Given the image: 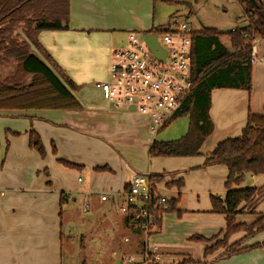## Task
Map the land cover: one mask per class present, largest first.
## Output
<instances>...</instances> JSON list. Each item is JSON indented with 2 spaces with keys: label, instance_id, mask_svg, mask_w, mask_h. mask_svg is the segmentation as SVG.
Returning a JSON list of instances; mask_svg holds the SVG:
<instances>
[{
  "label": "crops",
  "instance_id": "crops-1",
  "mask_svg": "<svg viewBox=\"0 0 264 264\" xmlns=\"http://www.w3.org/2000/svg\"><path fill=\"white\" fill-rule=\"evenodd\" d=\"M155 5L153 0H70L69 30L38 35L39 43L53 60L49 66L78 86L73 93L78 98L81 95L83 100H78L82 111H0V117L7 120L0 126L4 129L0 155V264H120L124 255L139 258L145 247H152L155 237L170 234L171 228L164 221L167 216L172 217L169 220L178 234L158 244L161 249L194 244L190 240L196 235L210 239L223 230H219V220L223 223L225 216L213 213L211 196L224 199L229 172L224 166L202 169L204 155L221 141L239 137L249 112L263 113L264 71L257 72L259 77L252 71L250 93L234 89L212 92L210 117L214 132L202 146V156L160 158L161 166L154 170L155 158L149 157L151 168L139 167L132 156H149L151 144L157 141L148 131V121L135 111L109 105L97 83L109 74L113 50L126 46L130 33L151 34ZM222 37L220 42L231 49L230 37L228 45ZM30 131L41 137L45 158L30 148ZM61 161L84 169L68 168ZM154 174L166 175L162 184L153 187L167 201L163 194L169 191L170 200H178L176 209L182 213L180 218L177 213L163 214L161 231L147 237L134 224H128L118 208L126 201L124 193L136 176ZM180 180L184 181L181 189L167 186ZM263 186L264 175L248 174L240 186L232 189ZM78 201L84 204L77 207ZM255 213L256 220L257 214H264V201ZM67 222H80L85 230L80 245L64 242ZM139 235L144 236L143 243L138 242ZM263 243L264 237L259 234L243 247ZM211 245L200 243L201 260L183 255L200 264L228 260L219 258L223 250L204 258L205 249ZM158 252L162 258L182 255L176 250Z\"/></svg>",
  "mask_w": 264,
  "mask_h": 264
},
{
  "label": "trees",
  "instance_id": "trees-1",
  "mask_svg": "<svg viewBox=\"0 0 264 264\" xmlns=\"http://www.w3.org/2000/svg\"><path fill=\"white\" fill-rule=\"evenodd\" d=\"M248 18V25L228 33L231 49L226 48L220 38L225 35L214 28H202L191 35V78L194 85L192 94L186 99L172 122L180 117L189 118V128L185 136L175 141H154L149 150L150 158H188L202 156L201 148L214 132L210 117L211 95L216 89L243 90L252 89L251 52L254 39L264 38V0H236ZM154 3H173L172 0H153ZM70 0H0V111L29 112L39 110L82 111L80 102L73 92L78 89L66 76H58L49 66L51 56L38 41L43 31H68ZM166 27H157L151 34H162ZM24 34V37L21 34ZM244 34L248 38H244ZM23 37V38H22ZM37 50L43 57L34 54ZM15 64V70L7 75L2 71ZM239 137L228 138L217 144L215 149L204 155L202 169L224 166L228 169L225 184L227 193L224 199L211 196L213 213L225 216L226 229L210 239L200 236L191 238L195 242L213 243L205 249L204 258L223 250L219 258L229 259L264 246L256 244L243 247V244L264 232V214L248 225L237 222V217L248 208L250 214H256L258 204L264 201V186L233 190L240 186L246 175L255 177L264 175V111L261 114L249 112L247 124ZM15 137L18 134H14ZM29 146L41 158L46 150L41 137L29 132ZM53 154L56 148L53 146ZM66 167L82 171L84 167L61 161ZM96 170H104L97 168ZM165 174L149 176L152 184H162ZM167 186L181 189L184 181H176ZM148 211L154 216L155 230L148 235L161 231L163 214L177 213L178 200L165 203L167 211L159 205L161 197L156 188L151 190ZM247 213V214H248ZM128 224H135L127 219ZM243 233L236 242L230 239ZM222 236V239H220ZM190 260L183 264H200Z\"/></svg>",
  "mask_w": 264,
  "mask_h": 264
},
{
  "label": "built area",
  "instance_id": "built-area-1",
  "mask_svg": "<svg viewBox=\"0 0 264 264\" xmlns=\"http://www.w3.org/2000/svg\"><path fill=\"white\" fill-rule=\"evenodd\" d=\"M166 31L157 35L166 51L165 62L154 57L142 39L130 33L126 46L112 52L108 80L98 82L97 88L103 97L114 107L133 110L148 121V131L152 136L167 128L192 94L194 85L191 78V35L193 30L188 23L174 18ZM237 31V30H233ZM244 38H248L244 34ZM260 38L254 39L251 64H263L259 58ZM153 184L145 175L136 176L125 191V205L118 208L135 227L148 232L155 230L154 216L148 211ZM167 200L161 198L159 205L165 206ZM161 255L154 247L144 248L138 259L124 255L120 264H161Z\"/></svg>",
  "mask_w": 264,
  "mask_h": 264
},
{
  "label": "rangeland",
  "instance_id": "rangeland-1",
  "mask_svg": "<svg viewBox=\"0 0 264 264\" xmlns=\"http://www.w3.org/2000/svg\"><path fill=\"white\" fill-rule=\"evenodd\" d=\"M172 2L173 3L171 4H167L164 2L155 3L156 5L154 6L155 8L153 11L155 28L159 26H163L166 23L170 24L172 20L176 17L179 19L180 22L188 23L190 29L193 30L194 32L201 31L202 28H214V29H217L219 32L226 33L222 37V41L223 43L228 45L229 36L227 33L233 30L242 29L246 27L249 22L247 15H245L244 10L239 6L236 0H172ZM258 49H259L258 50L259 58L261 59L262 57H264V38L263 39L260 38ZM32 50L34 54H37L39 57L41 56L37 50H35L34 48ZM13 65L9 68L8 70L9 73L12 69H15L14 68L15 66ZM260 70L264 71L263 64H257L253 66V74L256 73V77L260 76L257 73ZM8 72L2 71L3 75L9 74ZM55 72L56 74H58V76H60V74L57 71ZM107 80H108V74L102 80L100 79L99 82H105ZM88 88L89 87H87V89ZM97 97L99 98V95ZM79 98L82 99L81 95L79 96ZM79 98L76 97L77 100ZM109 105H112V104L110 103ZM5 123H7V120L5 118L0 117V126H2V124H5ZM188 128H189V118L180 117L176 121L172 122L167 127V129L165 128L158 135L151 136V137L157 141H175L185 136L188 132ZM3 148H4V129L0 130V155H1V152L3 151ZM132 158L135 162L138 163L139 167L145 170H148V168H151L152 164L150 163L149 156L142 157L141 155L134 154ZM159 160L161 159L155 158L152 160L154 161L153 166H152L153 170L158 168V166H161V163L159 162ZM163 196L168 198V200L171 199L169 191L165 192ZM81 202L78 201L77 207L80 206L81 204H84V201L83 203ZM190 202L192 203L193 201H190ZM186 203L188 202L185 201V204ZM121 205H125V201H122ZM249 211L250 210L247 208L245 210V213L241 214L240 222H239L240 224H252L255 222L256 217L253 216V214L248 213ZM172 215L175 216V213H173ZM171 218H172L171 216H167L164 219L165 226L167 228H171L169 229L171 235L170 234L164 235L162 233L160 236H157V238L155 237L156 239L155 238L153 239L152 244L154 245L151 244V246L156 248L158 251L159 250L161 251L162 250L163 251L176 250L178 252H181L182 255L180 254L165 255V258L161 257L160 263L161 264H183L184 262H188L192 260L189 257H185L183 253L188 254V255L190 254V256L195 258L196 260H201L203 257V248L200 246L201 242L195 243V241L190 240L194 244L187 245V244L181 243L180 246H178L179 248L177 249H174V247H170V249L169 248L161 249L159 247L158 244H162L168 241L169 239H172L173 233L178 234L176 226H174L169 220ZM220 219H223V218H220ZM80 225H81L80 222H74V224L70 222L64 223V237H63L64 242L73 241L77 245L81 244V241L83 240V236L85 235V230H83V228L80 227ZM221 228L223 230L219 231L218 234L224 233L226 229V220L224 219H223V223H221L219 220V230ZM242 235L243 233L234 235L230 239V243L236 242ZM152 236L153 235H151V237ZM260 236L261 238H263L264 232L260 234ZM137 239H138V242L143 243L145 241V238L143 235H139ZM220 239H222V236H220ZM207 244L209 245V243ZM213 264H264V246H262L261 248L234 256L231 259L216 262Z\"/></svg>",
  "mask_w": 264,
  "mask_h": 264
},
{
  "label": "water",
  "instance_id": "water-1",
  "mask_svg": "<svg viewBox=\"0 0 264 264\" xmlns=\"http://www.w3.org/2000/svg\"><path fill=\"white\" fill-rule=\"evenodd\" d=\"M142 39L145 42L148 49L160 61L165 62L166 60V51L163 46L160 44L157 35H152L149 33H145L142 35Z\"/></svg>",
  "mask_w": 264,
  "mask_h": 264
}]
</instances>
